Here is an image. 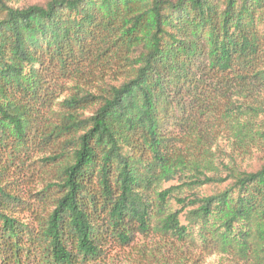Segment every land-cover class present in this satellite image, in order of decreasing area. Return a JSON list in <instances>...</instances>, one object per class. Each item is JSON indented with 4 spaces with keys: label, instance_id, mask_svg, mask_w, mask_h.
I'll return each instance as SVG.
<instances>
[{
    "label": "trees",
    "instance_id": "trees-1",
    "mask_svg": "<svg viewBox=\"0 0 264 264\" xmlns=\"http://www.w3.org/2000/svg\"><path fill=\"white\" fill-rule=\"evenodd\" d=\"M138 236L264 264V0H0V264Z\"/></svg>",
    "mask_w": 264,
    "mask_h": 264
},
{
    "label": "rangeland",
    "instance_id": "rangeland-1",
    "mask_svg": "<svg viewBox=\"0 0 264 264\" xmlns=\"http://www.w3.org/2000/svg\"><path fill=\"white\" fill-rule=\"evenodd\" d=\"M8 4L17 6H25L33 3H43L46 0H6ZM39 156V155H38ZM37 158V156L35 157ZM41 180L34 181L32 192H36L42 189L44 186ZM29 191V192H31ZM26 193L25 200H31V197ZM25 193V192H24ZM23 222H29L31 219L28 213L19 214ZM181 220L183 219L180 217ZM162 240L157 238H150L146 236H138L137 239L132 243L131 246L125 247L123 249L112 250L107 257L103 260L96 262L94 264H173L176 254H174L167 246H164ZM187 260V259H186ZM189 263V262H188ZM220 258L218 256H210L198 258L195 264H219Z\"/></svg>",
    "mask_w": 264,
    "mask_h": 264
}]
</instances>
